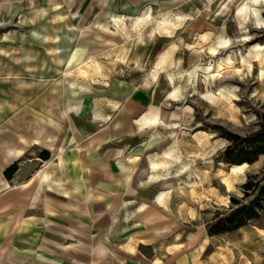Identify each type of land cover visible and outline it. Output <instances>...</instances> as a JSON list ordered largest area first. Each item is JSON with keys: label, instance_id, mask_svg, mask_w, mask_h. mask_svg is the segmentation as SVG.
Instances as JSON below:
<instances>
[{"label": "rangeland", "instance_id": "obj_1", "mask_svg": "<svg viewBox=\"0 0 264 264\" xmlns=\"http://www.w3.org/2000/svg\"><path fill=\"white\" fill-rule=\"evenodd\" d=\"M0 3V264H263L264 202L207 225L264 175V0Z\"/></svg>", "mask_w": 264, "mask_h": 264}, {"label": "trees", "instance_id": "obj_2", "mask_svg": "<svg viewBox=\"0 0 264 264\" xmlns=\"http://www.w3.org/2000/svg\"><path fill=\"white\" fill-rule=\"evenodd\" d=\"M258 155L262 154V151H258ZM255 159L247 161H230L231 165L243 164L248 162L253 163ZM252 177L249 178L248 182L243 185L244 198L249 197L248 192L256 198L253 199L249 204H243L237 206L236 201L233 199L231 203L236 205L229 212L224 215L218 216L215 220L207 225V229L212 235H219L224 233L233 232L241 227H244L249 221L257 219L259 217V211L263 210L262 204L264 202V183L260 185L261 181H264V175L262 179L255 184L251 183ZM264 264V261H263Z\"/></svg>", "mask_w": 264, "mask_h": 264}, {"label": "crops", "instance_id": "obj_3", "mask_svg": "<svg viewBox=\"0 0 264 264\" xmlns=\"http://www.w3.org/2000/svg\"><path fill=\"white\" fill-rule=\"evenodd\" d=\"M131 6H136L138 3H139V1L140 0H126ZM4 5L3 4H1L0 3V8L1 7H3ZM255 20H256V18H255ZM258 21L256 20V23H257ZM255 23V24H256ZM257 26V25H256ZM255 29H258V28H263V26L261 27H259V26H257V27H254ZM112 104H117V103H110V109H111V112H115V111H117L118 109H119V105L117 104V108H115V109H113L112 108ZM150 110H154L153 108H149V109H147V110H145V111H143V112H139V114H136L137 113V111H138V109H137V106H135L134 104H132L131 102H129V104H128V107H127V112H128V114H129V116H130V118L132 119V125H133V128L132 129H134L137 133H147V132H149V131H152V130H160L161 128H163V127H159L158 126V124H156V122H154V123H150V122H148V121H143V120H141L140 121V123H139V125H136V123H135V121H136V119H138L139 117H141L144 113H146V112H148V111H150ZM160 113V112H159ZM161 114V113H160ZM94 115H98L99 116V118H98V120H95L94 118H91V119H93L94 121H97V122H105V121H108V120H110L111 119V115H109V114H106V115H103V114H101V113H98V112H95L93 115H87V116H92V117H94ZM135 115V116H134ZM150 117V116H149ZM90 119V118H89ZM163 119H164V117H163ZM104 120V121H103ZM164 121V120H163ZM79 123V122H78ZM86 123H87V121H86ZM83 125H84V123H83ZM139 126V127H138ZM138 129H148V130H143V131H139ZM164 130H168V129H164ZM77 131L79 132L80 130L79 129H77ZM81 131H80V136H81ZM82 137V136H81ZM83 138V137H82ZM167 151V150H166ZM150 159H155V158H149V160ZM148 164H149V161H148ZM145 171H148L149 173H150V170H148V166H147V169L145 170ZM148 176V174L147 173H143V176L141 177V179H138V182H141V184L144 182V183H148L149 185H151V184H156L157 182H159V180H157V181H155L154 183H152V182H150L147 178ZM140 177V176H139ZM164 184V181H162V183H161V187H163L164 189H169V187H166V186H164L163 185ZM150 220H151V222L150 223H148L149 225H155L156 223H159V222H161L162 221V219H160L158 216H155L154 214H152L151 215V217H150ZM69 241H73V240H69ZM28 261V263L29 264H32L31 262H30V260L29 259H25V260H23L22 261V263L21 264H25L26 262ZM13 264H16V263H13Z\"/></svg>", "mask_w": 264, "mask_h": 264}, {"label": "bare ground", "instance_id": "obj_4", "mask_svg": "<svg viewBox=\"0 0 264 264\" xmlns=\"http://www.w3.org/2000/svg\"><path fill=\"white\" fill-rule=\"evenodd\" d=\"M254 3H257L258 2V0H252ZM255 5V4H254ZM244 12H246L245 14H246V16H248L249 17V12L250 13H252V15H253V17H255L256 18V20L258 21L257 23H256V25L257 26H263L264 27V21L260 18V12L257 10V9H251L250 11L249 10H247V5L246 4H241L240 6H238L237 8H236V11H235V13H236V15L237 16H240V15H244L243 13ZM246 17H245V15H244V18H243V21H239L238 23H237V25H238V28L239 29H244V25H245V22H246ZM248 38V37H247ZM257 48L258 49H260L261 50V48L262 47H259V46H257ZM256 48V49H257ZM263 50V49H262ZM264 53V52H263ZM257 55V54H256ZM258 55H260V52H258ZM262 56V55H261ZM259 59V58H258ZM262 63H264V55L262 56ZM75 74L77 75V77L78 76H81L82 74H81V72H79V71H77V72H75ZM260 74H261V72H260ZM264 87V86H263ZM264 91V90H263ZM157 121V119L156 118H152V119H150V120H148V122H150V123H153V122H156ZM173 151H174V149L172 148V147H170V148H168V152L165 154V157H168V159L167 158H165L164 156V161H163V164H166L167 162L169 163V160H171L172 158H175V157H172V153H173ZM188 151H190V150H188ZM171 162V161H170ZM162 163H161V165H163ZM160 164H157V163H155V162H153V161H151L150 162V169H151V174H149V176H148V179H152V180H154V179H156V177H155V175H157V174H155L154 176H153V174H152V171L153 172H156L157 171V169L158 168H160V166H161ZM164 166V165H163ZM248 166L246 165V164H242V165H232V166H230V168H229V172H231L232 174H235V176H237V177H239L240 179H243L242 178V174L244 173V171H245V169L247 168ZM185 168V167H184ZM182 169V168H181ZM183 170V169H182ZM167 171V170H166ZM166 173V172H165ZM244 175V174H243ZM164 176V175H163ZM163 176H161V177H163ZM224 179V178H223ZM236 179V178H235ZM198 180V179H197ZM226 181V180H225ZM225 181H223V182H225ZM191 186H193V185H191ZM228 190H230L231 191V189H230V187H228ZM227 190V191H228ZM163 194H165V193H163ZM163 194H160L159 195V197H158V201L159 202H162V195ZM164 199V198H163ZM157 201V202H158ZM160 204V203H159Z\"/></svg>", "mask_w": 264, "mask_h": 264}]
</instances>
